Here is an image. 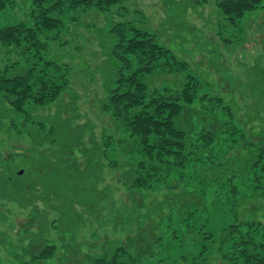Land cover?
I'll return each mask as SVG.
<instances>
[{"label":"rangeland","instance_id":"rangeland-1","mask_svg":"<svg viewBox=\"0 0 264 264\" xmlns=\"http://www.w3.org/2000/svg\"><path fill=\"white\" fill-rule=\"evenodd\" d=\"M216 2L122 0V6L128 19L153 34L178 63L151 77L150 90L196 85L189 129H199L201 121L213 123L220 137L217 121H225L222 110L227 106L243 137L264 138V8L233 22ZM120 7L113 9L112 20L120 19ZM31 9L32 0H14L13 8L0 13V25L32 24ZM105 21L94 8L65 17L68 28L61 38L69 45L60 48L52 42L51 49L72 66L68 87L49 105H25L34 123L23 125L0 102V264L28 261L31 243L35 252L45 243L56 247L44 264H88L112 241L133 245L141 254L156 250L160 264H232L216 250L202 256L199 239H174V228L179 237L185 228L177 224L176 214L170 220L167 211L156 209L168 193L163 180H153L137 197L127 189V138L103 107L112 66L109 47L98 36ZM211 98L219 100L218 118L201 109L215 104ZM106 139L109 146L104 148ZM237 142L238 148L226 157L218 155V162L231 160L229 167L240 163L244 145ZM234 185L237 204L226 192L199 221L208 219L205 223L218 227L232 221V211L241 219L261 215L252 191L239 181H232L229 190Z\"/></svg>","mask_w":264,"mask_h":264},{"label":"trees","instance_id":"trees-1","mask_svg":"<svg viewBox=\"0 0 264 264\" xmlns=\"http://www.w3.org/2000/svg\"><path fill=\"white\" fill-rule=\"evenodd\" d=\"M216 1L223 15L233 22L247 12L264 8L263 0ZM117 6H121L116 12L120 19L114 21L112 11ZM13 7L14 0H0V13ZM92 8L106 16L98 36L109 47L112 66L103 107L127 138L130 159L124 167L127 189L137 197L153 180H163L168 193L156 209L167 211L170 220L171 214L178 216L177 224L185 231L179 237L174 228L175 240L199 239L202 256L216 250L232 264H264V138L243 137L227 106L222 110L225 121H217L222 129L220 137L213 123L201 121L199 129L197 126L189 129L188 114L192 109L196 111V85L187 83L181 90H150L151 77L171 71L170 67L178 63L153 34L128 19L129 12L122 6V0H32V24L21 21L0 25V102L9 106L23 125L34 123L31 111H24L25 105L42 107L53 103L68 87L72 69L63 61L65 57L60 58L61 54L52 51L51 43L57 42L60 48L69 45L61 38L68 28L65 17ZM218 103L217 99L214 105H202L201 109L218 118L215 112ZM221 140L227 150L222 148ZM237 140L244 145L239 151L243 156L240 163L229 167L231 160L218 162V155L226 157L238 148ZM108 141L103 142L104 148L109 146ZM232 181H239L252 191L251 199L260 201L259 207L263 209L258 219H241L236 215L238 211H232L231 215L228 213L232 221L218 227L205 223L208 219L199 221L208 206L226 192L232 196V203L237 204L235 185L229 190ZM211 195L214 198L208 205ZM139 219L143 222L145 214L141 212ZM34 248L31 243L29 260L20 264H44L56 247L45 243L37 252ZM156 253L155 250L141 254L133 245L112 241L88 264H160Z\"/></svg>","mask_w":264,"mask_h":264}]
</instances>
